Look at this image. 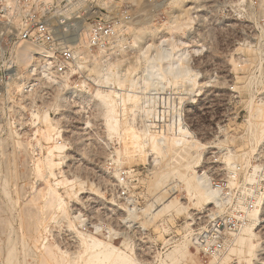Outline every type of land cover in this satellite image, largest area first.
I'll return each instance as SVG.
<instances>
[{
  "label": "rangeland",
  "instance_id": "1",
  "mask_svg": "<svg viewBox=\"0 0 264 264\" xmlns=\"http://www.w3.org/2000/svg\"><path fill=\"white\" fill-rule=\"evenodd\" d=\"M10 2L8 7L0 0V21L15 19L13 26L16 19L37 12L47 19H106L119 30L112 46L92 52L91 58L85 52L86 20L72 42L81 57L78 69L64 79L66 85L44 96L23 94L14 81L0 97V264H8V247L16 252L11 264H54V259L84 264L93 251L86 246L92 238L139 264L161 263L173 246L189 239L188 215L212 204H192L179 175L221 177L232 164L252 161L264 147L263 139L253 143L249 130L250 122L258 120L256 107H264V0ZM5 41L0 38V45ZM167 66L172 74L164 72ZM123 68L130 69L129 82L118 91L104 78L111 70L123 73ZM95 89L136 95L134 103L128 100L123 107L110 93L117 100L113 116L122 123L118 132L107 129L104 108L92 96ZM56 94L63 95L56 100ZM45 111L55 127L54 140L41 137ZM130 126L144 141L138 150L129 143L130 129L125 128ZM160 135L171 140L166 148L156 141ZM175 137L179 142L173 146ZM194 142L200 150L191 146ZM176 146L188 157L182 158L179 150L178 155ZM176 154L180 163L173 161ZM46 156L53 162L50 169L42 165ZM166 162L172 163L175 174L155 186L158 174L168 168ZM51 189L59 194L62 208H45L58 197L53 191L51 196ZM162 189L167 192L160 194ZM171 195H177L185 209L153 215ZM182 263L201 264L190 240Z\"/></svg>",
  "mask_w": 264,
  "mask_h": 264
},
{
  "label": "built area",
  "instance_id": "2",
  "mask_svg": "<svg viewBox=\"0 0 264 264\" xmlns=\"http://www.w3.org/2000/svg\"><path fill=\"white\" fill-rule=\"evenodd\" d=\"M62 17L47 19L36 12L28 14L27 19H16L14 26L15 19L0 21V38L6 39L4 46L0 45V97L14 81L20 83L18 87L23 94L40 92L44 96L53 88L66 85L64 79L78 69L81 57L72 42L86 20L85 52L88 51L91 58L107 50L118 37L119 29L110 20L80 19L75 15ZM25 43L41 46L40 51L30 50L27 66L17 62L16 53ZM20 66L24 70L19 69ZM262 149L246 165L234 163L221 177L210 178L211 186L217 191L216 203L188 215L185 226L190 246L201 264H247L232 252L233 235L246 228L255 233L257 242L249 264H264V147Z\"/></svg>",
  "mask_w": 264,
  "mask_h": 264
},
{
  "label": "bare ground",
  "instance_id": "3",
  "mask_svg": "<svg viewBox=\"0 0 264 264\" xmlns=\"http://www.w3.org/2000/svg\"><path fill=\"white\" fill-rule=\"evenodd\" d=\"M2 2H3V6H10V0H1ZM23 12V11H22ZM62 18H64V19H67V16H63ZM120 26V25H119ZM164 41V40H163ZM148 47H150L149 45H147V46H144L143 48H144V54L145 53H147V48ZM32 48H34L35 50H41V46H34V45H32V44H29V43H25V44H23V46H21V48H19L18 50H17V59H18V61L20 62V63H22L23 65H26L28 62H29V53H30V50L32 49ZM142 49V48H141ZM149 50V49H148ZM159 52V51H158ZM121 57V56H120ZM144 57H145V55H144ZM110 63V62H109ZM120 63H121V61H120ZM120 63H118L117 64V66H120L119 64ZM107 64V63H106ZM122 64V63H121ZM98 65V64H97ZM107 67V66H106ZM94 68V67H93ZM122 68V67H121ZM94 70H95V68H94ZM96 70L98 71L99 70V68L97 69L96 68ZM110 70V69H109ZM123 73H120V71L119 70H117V71H108V73L106 74V76H105V82H110V83H112V84H115L116 86H118V88H116L118 91L119 90H121V88L122 87H126V85H125V82L126 81H128L129 82V80L128 79H126V76H127V74L129 73V71H130V69L129 68H123ZM164 72L165 73H167V74H172V70L167 66V68H165V70H164ZM176 74V73H175ZM102 75V74H101ZM105 75V74H104ZM178 75V74H177ZM163 78V77H162ZM101 80V79H100ZM100 82V81H99ZM130 82H132V81H130ZM194 84H195V82H194ZM102 86V85H101ZM111 87V86H110ZM113 89H115V88H113ZM115 89V90H116ZM116 90V91H117ZM123 90V89H122ZM126 91V90H125ZM65 92H67V91H65ZM70 92H73L72 90H70ZM112 92V94L114 93L115 95H116V97L118 96V101H119V105H121V106H123L124 107V105H125V102L127 101L128 102V100H130L131 102H135V96L136 95H134V96H132L131 94H128V93H118V92H115V91H105V90H99V89H95L94 90V92H93V95L92 96H95V97H97L98 98V100H99V105L98 106H102V108H104L103 109V112H102V108H100V112H102L104 115V117H105V120H106V127H107V129L109 130V131H114L115 133L116 132H118V130H119V126H120V124L122 125V123H120L119 122V119L117 120V118H115L114 116H113V111H115L114 110V107H116L115 105H116V101L113 99V98H111V96H110V93ZM128 92V91H127ZM131 92V91H130ZM65 94V93H64ZM61 95H63V94H61ZM61 95L59 96V94H56V100L58 99V98H60L61 97ZM114 95V96H115ZM91 96V97H92ZM109 97H110V100H109ZM59 100V99H58ZM89 101V100H88ZM100 106V107H101ZM121 110H124V108H120ZM256 111V116L258 117V120L256 121V122H250V128H249V130H250V133H251V138H252V140L254 141L253 143H259V141L261 140V139H263L264 140V107H261L260 105L259 106H257L256 107V109H255ZM43 112V111H42ZM122 112H124V111H122ZM115 113V112H114ZM43 115H42V119L45 121V122H47V125H46V127H45V129L44 130H42L41 131V137L42 138H44L45 140H54V138H53V136H52V131L54 130V126L52 125L53 123L50 121V119L51 118H49V116H48V113L45 111L44 113H42ZM147 126L148 125H146L145 127H144V129L145 130H147L148 128H147ZM121 127V126H120ZM117 128H118V130H117ZM130 129V131H128V133L127 134H131V136L130 135H128V136H130V141H129V143L130 144H132L133 145V147H135L134 148V150L136 149V150H138L139 149V147H140V145H141V143H143L142 142V137H141V139H140V136H139V134H138V131H137V129L135 130H133L132 131V127L130 126V128H128V129H126L125 128V130L127 131V130H129ZM181 130V129H180ZM144 132V131H143ZM148 132V131H147ZM147 132H144V133H147ZM182 132H183V130H182ZM141 133V132H140ZM141 134H143V133H141ZM140 134V135H141ZM160 134V133H159ZM125 135H126V133H125ZM152 135H154V134H152ZM157 135V134H156ZM162 135V134H161ZM160 135V138L159 139H157L156 137V141L158 142V143H160L161 145H163V144H165V142H167V140L169 141L170 139H168V138H166L165 137V135H163V136H161ZM155 136V135H154ZM154 136H151L150 135V137H149V139L148 140H150L151 142H152V144H154V142H155V140H154ZM146 137V136H145ZM173 138V137H172ZM147 139V138H146ZM145 139V141H147ZM175 140H173L172 139V142H170V143H172V145L174 146V145H176L178 142H179V140H177L176 139V137L174 138ZM178 139H180V138H178ZM182 139H183V137H182ZM185 140V139H184ZM183 140V141H184ZM154 141V142H153ZM171 141V140H170ZM182 141V140H181ZM181 141H180V143H181ZM149 142V141H148ZM156 142V143H157ZM186 142V141H185ZM184 142V143H185ZM250 142V141H249ZM189 143V142H188ZM195 143V142H194ZM252 143V144H253ZM147 144V143H146ZM167 144V143H166ZM166 144H165V146H163V148L165 147L166 148ZM168 145H169V148H170V146H172L171 144H169L168 143ZM188 145V144H187ZM190 145V144H189ZM192 147H194L195 148V150L196 151H198V150H200V145H198V144H193V145H191ZM53 147H57V144L55 143V144H52V147L51 148H53ZM156 147V146H155ZM177 147V146H176ZM181 147V146H180ZM184 148H186L185 146H183ZM188 147V146H187ZM178 148V147H177ZM191 148V147H190ZM167 149H168V147H167ZM176 149V148H175ZM174 148H173V150H175ZM158 150V149H157ZM161 151H162V149H160ZM177 150H179V148L178 149H176L175 151H177ZM181 150H183L182 149V147H181ZM188 150V149H187ZM194 150V149H193ZM25 151V150H24ZM164 151V150H163ZM166 151V150H165ZM184 151V150H183ZM168 152V151H167ZM170 152V151H169ZM179 152L181 153L182 151H180L179 150ZM178 151H177V153H179ZM186 152V151H185ZM251 152V151H250ZM173 153H174V151H173ZM180 153L178 154V155H180ZM183 153V152H182ZM188 153V152H187ZM197 153V152H196ZM48 154H50V153H48ZM184 154L185 153H183V156H184ZM182 155V154H181ZM187 155V154H186ZM184 156V157H182V156H180V157H182V158H186V157H188V156ZM198 155V154H197ZM246 155V154H245ZM177 156V154L175 155V156H173L174 157V159H173V161L175 160L176 161V163H180V162H177V159H175V157ZM172 156L170 157V158H173ZM178 157V156H177ZM176 157V158H177ZM247 157H248V160L250 159V154L248 153V155H247ZM12 159V158H11ZM199 159V158H198ZM198 159H196V160H198ZM3 160H5V159H3ZM44 160V159H43ZM42 160V161H43ZM172 160V159H171ZM180 160V159H179ZM178 160V161H179ZM185 160V159H184ZM187 160V159H186ZM6 161V160H5ZM42 161H40V163L42 162ZM45 163H43L42 165H46V167L48 168V169H50V167H52L51 165H52V161H51V159L49 158V156L47 157L46 156V158H45ZM172 161V162H173ZM174 161V162H175ZM181 161V160H180ZM52 162V163H51ZM171 162V161H170ZM169 162V163H170ZM186 162H188V160L186 161ZM198 162V161H197ZM5 163V162H4ZM184 163V162H183ZM182 163V164H183ZM189 163V162H188ZM192 163V162H191ZM172 164V163H171ZM170 164V165H171ZM186 164V163H185ZM195 164H196V162H195ZM35 165V164H34ZM37 165V164H36ZM166 165H167V162H166ZM170 165H167V170L165 171V172H160L159 174H158V178H157V180H156V182H154L153 184H156L155 186H157L159 183H161L162 181H164L167 177H168V175L169 174H171L172 173V176H173V174H175L174 173V171H175V168L172 166H170ZM187 165H189V164H187ZM186 165V166H187ZM175 167H176V165H175ZM178 167V166H177ZM183 167H185V166H183ZM189 167V166H188ZM188 167H186V168H188ZM192 167V166H191ZM4 169V168H3ZM47 169V170H48ZM177 169H179V168H177ZM191 169V168H190ZM255 169V168H254ZM36 170V169H35ZM192 170V169H191ZM5 171V170H4ZM51 172V171H50ZM177 172V171H176ZM40 173H41V171H40ZM188 173V172H187ZM36 174V173H35ZM178 174V173H177ZM182 174V173H181ZM29 175V174H28ZM38 175H39V173H38ZM42 175V174H41ZM40 175V176H41ZM179 175V174H178ZM184 174H182V175H179V179H180V181H182L183 182V184H184V187L182 188L186 193H187V196H188V198L190 199V202L192 203V204H198V203H200L201 201L204 203V205L206 204H213V203H216V201H217V191H215L214 189H213V187L212 186H210L211 185V183H210V180H208V178L204 175V173H196L195 175L193 174V172H190V174H189V176H188V174H187V176L188 177H185V176H183ZM156 176V175H155ZM175 176V175H174ZM14 177V176H13ZM176 177V176H175ZM177 179V178H176ZM245 179L247 180V178L245 177ZM61 182V181H60ZM60 184V183H59ZM63 184H65V183H63ZM44 187V186H43ZM153 187V186H152ZM174 187V186H173ZM176 188V187H175ZM156 189H157V187H156ZM178 189V188H177ZM180 189V188H179ZM178 189V190H179ZM37 190V189H36ZM45 190V189H44ZM48 190H49V188H48ZM181 190V189H180ZM179 190V191H180ZM51 191H53L52 189L50 190V194H51V196H52V193L54 192V195L55 196H58L59 194H55V190L51 193ZM172 191H174V189H172ZM48 192V191H47ZM167 192V190H163L162 189V191H161V193L160 194H165ZM43 193V192H42ZM44 194V193H43ZM49 194V195H50ZM68 194V193H67ZM156 194V193H155ZM53 195V196H54ZM69 195V194H68ZM46 196H48V195H46ZM51 196H50V198H51ZM59 197V196H58ZM57 197V200H55V199H53V198H51L49 201H45L46 203H45V205H46V207L45 208H47V206H49V208L50 207H52V206H59V207H57V209L58 208H62V207H60V205H61V202H60V197L58 198ZM162 197H165V196H162ZM181 197V196H180ZM47 198V197H46ZM156 198H158V197H156ZM17 199V198H16ZM28 200V199H27ZM160 200V199H159ZM195 200V201H194ZM33 201V200H32ZM35 201V200H34ZM33 201V202H34ZM162 201V200H161ZM201 202V203H202ZM26 203H28V201L26 202ZM62 204H64V202H62ZM161 207L153 214V215H163V214H170V212L172 211V210H174V211H176V213L177 212H180V211H183L184 209H185V207L186 206H183V204L180 202V199H179V197L177 196V195H171V196H169L165 201H163V202H161ZM22 206V205H21ZM62 206V205H61ZM64 206V205H63ZM65 207V206H64ZM23 208V207H22ZM38 208V207H37ZM37 208H36V210H37ZM40 208V207H39ZM51 209V208H50ZM28 210V209H27ZM24 211V210H23ZM25 211H26V209H25ZM28 213H29V211H28ZM28 213H26V214H28ZM33 213V212H32ZM61 213H64V211L62 212L61 211ZM66 213V212H65ZM172 213V212H171ZM26 214H25V216H26ZM64 215V214H63ZM37 216V215H36ZM20 218V217H19ZM69 218V217H68ZM172 218V217H171ZM2 220V219H1ZM24 220V219H23ZM27 221H28V219H27ZM69 221V220H68ZM42 222V221H41ZM27 223H25V225H26ZM37 224H38V222H37ZM69 224V223H68ZM67 224V225H68ZM19 225V224H18ZM35 225V224H34ZM28 227V229H30L29 227L30 226H27ZM35 228V227H34ZM37 228V227H36ZM28 231V230H27ZM35 231V230H34ZM187 233V232H186ZM6 234H8L7 232H6ZM186 235H188V238H189V231H188V233L186 234ZM184 236H185V234H184ZM85 237V236H84ZM86 238V237H85ZM184 238V237H183ZM6 239V238H5ZM28 239V238H27ZM256 235H255V233L250 229V228H246V229H244L243 230V232L242 233H240V234H236V235H233V237H232V241H233V243L235 244V246H234V248L232 249V252L235 254V255H237V256H239V257H241L243 260H244V262H246L247 264H249L250 263V258L255 254V250H256V246H257V242H256ZM11 240V239H10ZM35 240V239H34ZM89 240V239H88ZM87 240V241H88ZM182 240V239H181ZM37 243V242H36ZM7 244V243H6ZM24 244V243H23ZM34 244V243H33ZM27 245V244H26ZM97 245H102V247H100V249L97 251V250H95L94 249V247L95 246H97ZM86 246H88V247H91L92 249H93V251H92V253H91V255H90V259H89V261H86V262H84V264H139L138 262H136L133 258H132V256L131 257H129L128 255H127V253L125 254V253H123V252H121V251H118V250H116V248L114 247V246H112V245H109V244H107V243H104V242H100L99 240H97V239H95V238H92L91 239V241H90V243H87L86 244ZM44 247H45V245H44ZM43 247V248H44ZM29 248V247H28ZM48 249H50V247L48 248ZM1 250V249H0ZM8 250V251H7ZM57 250V249H56ZM170 250V249H169ZM6 251H7V257H6V259H7V263L8 264H11V263H13L14 262V260L16 259V252L14 251V250H12L11 248H9L8 247V249H6ZM188 251H189V239H187L186 237L184 238V240L182 241V242H180V243H178V244H176L175 246H173V248L170 250V251H168L167 253H165V255H164V257L163 258H161V260H160V262L161 263H159V264H183L182 263V260H183V258L185 257V255L186 254H188ZM49 251H47V253H48ZM25 253V252H24ZM31 253V252H30ZM46 253V254H47ZM51 252H49V254H50ZM45 254V253H44ZM190 254V253H189ZM37 255V254H36ZM41 255V254H40ZM48 255V254H47ZM46 255V256H47ZM42 256V255H41ZM50 256H51V258L53 257L52 256V254H50ZM60 256V255H59ZM27 257V256H26ZM43 257V256H42ZM48 257V256H47ZM44 258V257H43ZM22 259V258H21ZM50 259V258H49ZM41 260V259H40ZM53 260V259H52ZM62 260V259H61ZM71 260V259H70ZM73 260H74V258H73ZM42 261V260H41ZM40 261V262H41ZM226 261V259L223 261V262H225ZM53 262H54V264H60V263H58V262H55V259L53 260ZM42 263H43V261H42ZM41 263V264H42ZM62 263V262H61ZM47 264V263H46ZM63 264V263H62ZM66 264V263H65ZM70 264H72V263H70ZM225 264V263H224Z\"/></svg>",
  "mask_w": 264,
  "mask_h": 264
}]
</instances>
